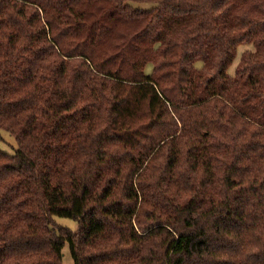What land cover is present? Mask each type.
Segmentation results:
<instances>
[{"label":"trees","instance_id":"obj_1","mask_svg":"<svg viewBox=\"0 0 264 264\" xmlns=\"http://www.w3.org/2000/svg\"><path fill=\"white\" fill-rule=\"evenodd\" d=\"M0 128V264H264V0H0Z\"/></svg>","mask_w":264,"mask_h":264},{"label":"rangeland","instance_id":"obj_2","mask_svg":"<svg viewBox=\"0 0 264 264\" xmlns=\"http://www.w3.org/2000/svg\"><path fill=\"white\" fill-rule=\"evenodd\" d=\"M131 4L138 7H150L153 5L151 2H136L131 1ZM254 46L252 43L249 42H241L236 45L235 48V55L228 66L227 72L230 74L234 73V70L239 66V58L241 53L244 50H253ZM151 66L147 67V70L150 69ZM0 149L3 151H6L8 153H14V151L17 149V142L12 134H10L7 130L0 128ZM55 221L57 223L63 224L68 226L70 229L75 230L77 227L76 220L68 217H62V216H55ZM62 264H74L73 259L71 257V254L68 249V245L65 243L62 247Z\"/></svg>","mask_w":264,"mask_h":264}]
</instances>
